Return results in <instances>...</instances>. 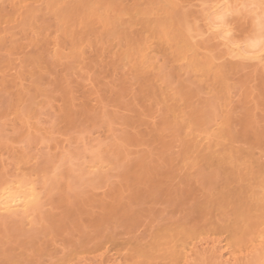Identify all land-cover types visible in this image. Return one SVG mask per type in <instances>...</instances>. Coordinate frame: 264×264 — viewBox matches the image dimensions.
Here are the masks:
<instances>
[{"label":"rangeland","instance_id":"374dc122","mask_svg":"<svg viewBox=\"0 0 264 264\" xmlns=\"http://www.w3.org/2000/svg\"><path fill=\"white\" fill-rule=\"evenodd\" d=\"M54 1L57 2V0H25L21 3L20 7H16L10 3L7 5L5 0H0V5H3L1 6L3 17L0 20V30L3 31V36L0 38V80L4 76L7 79L14 78L16 80H22V97L20 105L18 103L19 100L17 101L15 98L13 89L10 87L3 88L0 85V111L4 112V118L2 120L0 119V132L2 131L1 128H6V136L8 139L15 140L13 145L15 147L22 145L21 141L17 139V133L12 131V124L14 122H19L15 120L17 113L20 112L22 114L21 111L28 112V109L30 110L33 106L39 105L41 107V113L38 116V124L47 127L48 130L53 133V137H63L64 135L59 133L57 127L56 114L45 104L44 92L52 86L53 79L56 77L72 76L78 82H88V78L96 76L99 71L104 69L109 77L114 79V88L118 91V94L123 97L122 100L128 109L126 112L129 116L131 115L134 118L135 116L133 115L136 114L137 118L140 119L138 124L142 121L137 127H140V130L146 127V130H154V132H159L162 135L159 139L156 138V136L152 139H147V136L142 137L144 144L141 146L145 151L147 150L146 152L151 151L153 147L156 149L154 150L155 154H151L152 156H149V158L146 156L147 153H145L146 155L144 154L145 159L143 161L145 164H148L149 168L147 167V169L149 170V164L153 162H149V159L154 160V162L157 160L155 166L156 170L151 168L156 171H153L155 173L152 172L154 176L151 181L156 194L154 196L153 192V196L148 193L146 195L145 193L142 194L141 191L140 195L142 196H140L137 190L138 193H136L138 198L136 199L129 198L128 196L126 197L124 194L122 196L126 198H113L114 195L112 196V194L117 192L116 188L118 186L116 187V184L120 181L121 175H119V173H121L123 167L128 168L127 165L132 166L133 163L137 162L136 159L138 158L136 157H139V155L137 156L136 154L135 156H131L134 153L130 155L131 157L130 160L127 161L128 163L125 162L123 166H121V164L118 166L115 165V167H112L114 170L110 169L111 171H108L111 175L109 179L111 178L115 182L114 186L110 185L111 187L113 186L112 189L105 187L106 184L103 185L102 181H88L84 178L70 189L65 188L63 183L58 187L52 186L53 188L51 190L49 188L50 191L48 195H43L44 193L41 195V205L43 207L41 211L33 217V223L29 224L26 219L25 221L22 220L23 218L18 217V219H5L7 221L0 220V264H53L54 262V264H58L57 262L60 261L59 258L63 252V257L65 258L63 260L67 261L66 263L64 262L65 264H129L127 259L129 258V246L131 248L133 243L143 244L144 241L149 240L148 238H150L149 236L151 233L154 235L158 233V231L161 232L163 228L167 229L166 227L170 225H177L174 228H177L178 225L179 228L192 227L200 231L201 235L203 234V240H201L202 236L200 235L197 239L200 243L196 242V244H198L199 248H204L210 241L207 246L210 248L213 247V252L211 250V252L208 253L212 257L211 264H222L224 259L233 255V257L236 258L237 252L241 254V251L242 254L244 251L245 252L242 256L238 254L241 258L240 260L238 257L240 262L238 259L233 260L231 257L229 260L231 261L232 259V261H229V263L234 264L235 262V264H245V262H249L245 260L246 255L248 257L247 259H252V262L255 259L254 254H256L258 250H254L250 246V249L254 251L253 254L251 251L252 255H249V257L248 253H250V249L248 247V252L246 250H241V248V251L238 250L236 252L234 250V252L232 249L235 248L232 247L233 245L230 243L229 231L236 222L235 198L234 200H232L231 197L229 198L234 201V203H232V201L229 202L230 200L228 199L218 202L219 205H214L216 204L214 202L216 196L214 197V195L217 191L219 192L223 189L222 193H224L226 190H224V188L227 187L228 193L225 191L226 193L224 194L230 195L231 192L237 191L235 190L236 188L232 191V186L240 187V189L246 188L248 185L245 186V180L248 183L250 181L249 185L252 187L256 185V180L253 181L254 179H252L253 174L250 175L247 173L246 175L248 176L245 175L244 177H248V179H244L243 177L244 180L242 182V178L239 179L237 176V173H239L242 168L248 166L249 157L253 156V158L258 159V162L264 163V63L260 61L259 63L252 62L251 60L247 61L246 58H237L238 56H235L240 61L241 59L242 61L245 59L244 63L240 62V64H245V67H241L237 72L230 73L226 72L227 68L224 65L225 63L226 65L230 63L233 64L232 62L237 61L236 58L230 56L226 58L221 56L222 58H218L220 56L219 54L223 50L226 51L228 47L227 44H223V42L228 40L227 43H229V41H231L230 37L234 38L232 35H236L237 37L244 35L245 31L243 30L247 29L249 23H247L248 21L246 22L243 16L251 20L250 16L252 13L248 15V12H242V14L239 12L240 14L237 16V12V17L246 14L242 16L243 18L240 17L239 19H236L237 17L233 15V17L235 16L236 18H232L227 26L231 28L229 35L221 36V38L216 37V40L213 39L214 42L212 40L209 41L208 38L214 35L219 36V32L216 35L215 33L217 31H210L211 22H208L211 18L208 15L209 13H207V15L210 19L204 17L205 19L203 18V20L205 21H203L202 18L201 20H197V18L202 17L200 13L204 10V7H202L203 4L214 3L216 0H189V4H192L188 7L187 5L185 7L181 6L185 4V0H176V7H174V9L173 7L166 8V10L155 7L156 4L151 0H58L59 2L57 3ZM231 1L234 2L233 0ZM236 1L238 2L239 0ZM236 1L234 4L230 3L231 6L230 4L227 6L232 9ZM251 1L252 0H244L243 2L241 0L240 2L248 4ZM255 2L259 3L257 0L252 3ZM186 4L188 3L186 2ZM238 5H240L239 2ZM61 7H63V9L65 8V12L64 10L62 11ZM66 7L67 9L69 8V11L66 10ZM234 7L235 6H233V9ZM201 8L203 9L202 11ZM91 9H93V11H91L93 13L88 14L89 12L87 11ZM237 10L240 11L242 9L237 8L235 11ZM205 11L206 9L204 12ZM251 11L253 12V10ZM163 12L167 14V19L164 17L165 14ZM188 13L192 16H188ZM199 15L200 17H198ZM194 16L196 18H194L195 21L192 19ZM105 17L114 20L108 23L104 21V19H106ZM163 17L165 21H163ZM121 18L125 23H128L129 26L120 21ZM158 19L162 20L159 24H157ZM196 20L199 22V25H201V27L198 26L197 28H200V31L202 28L203 32V29L207 28V23L210 24L209 29H206L210 32L205 30V33H201V36H195L192 38V41L194 43L198 42V44L203 43L205 46L207 41H209L207 47L212 45L210 44L211 42L215 44V54L213 50L211 51V54L213 53V56L215 55V63L218 66L221 64L222 67L224 66L226 68L220 66V68L223 69L220 75L223 81H221L222 79H220L221 82L219 81L221 85L215 82L218 79H215V75L212 77V72V74H209V72L206 73V71L203 70L204 68H202L203 66L199 63L197 64V61L193 62L194 60L191 59L190 56L185 58L183 54L178 51V43L174 41L177 35L176 33L179 32L180 29H184L185 32L188 30L186 33L195 35L191 25L194 22L196 23ZM119 22H122L124 26H121ZM145 23H149V26L152 27L160 25L158 27L161 28L164 37L157 38L161 34H152L151 28L147 27ZM186 26H189L187 30ZM190 28L193 30H190ZM44 34L47 36L48 41L51 42V48L38 60H34L36 52L34 44L23 49H13L11 46L13 40L24 43H28L32 40L40 41ZM97 39H99V41H105L104 46L106 49H103V51L106 50V53L104 52L97 55L94 54V52H96L95 50L93 52L85 47L88 42H94ZM204 39L206 42H204ZM240 40L243 42L241 37L239 43ZM235 41L238 40L235 39ZM145 45H149L146 51L149 61L147 62L146 60L147 66H145V64V67H142V65H138L136 59L130 61L126 53L128 51H134L138 47H144ZM197 46L199 47L200 45ZM202 46H200L201 48L199 49L200 58H202L204 53H207L206 49ZM213 47L210 48L213 49ZM80 50L83 51L81 59L75 56ZM148 58L146 57V59ZM134 61H136V65L133 64L135 63ZM37 72L40 74V78H37ZM223 82L224 84L222 85ZM184 91L187 92V95L184 94ZM251 94L255 101L259 99V102H257L259 110L255 111L256 113L254 115H251L253 112L249 111L250 103H248L247 98ZM168 97H170L172 104L178 105L180 108H184L187 104H190L186 109H199L202 116L199 117V120H190L186 115H181L177 118H173L172 116L165 118L166 113L163 109L162 100L169 99ZM229 100L231 101V105L227 104ZM224 102L226 103L224 104ZM225 105L228 107L226 108ZM223 108H225L226 111L229 108L230 114L229 111L226 112L228 115L225 112H221V110L224 111ZM224 113L228 116L226 123L220 121L222 120L221 116L224 118ZM102 118L103 120L99 126H89L82 138L76 139L77 141L70 139L66 147L71 155H89L88 150H93L97 145H100V148H98L99 156L106 158L107 162L110 163L111 160L102 150L103 143H105L106 135L108 134V127H112L117 134L122 136L124 134L127 140H125V142L131 143L132 147L131 145L130 147L132 149L133 146L141 140L139 136L135 135L139 128L136 130L137 128H133L132 126H124L117 123L111 124L112 117L110 115H105ZM32 119V121H36V118ZM217 120H219L220 123L219 121L217 122ZM216 122L219 124H216ZM134 129L136 132H134ZM210 130L211 133L213 132L212 134H210ZM253 133H255L254 136L252 135ZM251 135L255 138L251 137ZM46 136H48V133ZM190 136H197L199 139H204L203 142L200 141L202 143L201 145L199 143L201 152L188 155L189 157L192 156L195 158L194 161L191 160V157L189 158L187 155L184 156L185 140ZM71 140H73V142H71ZM209 140L210 142L208 145L211 143L212 147L209 146L211 150H209L210 153L207 155L204 152H208V150L205 151L208 146L205 144L203 145V143H207ZM51 143H53L52 139H44V142H39L37 139L33 138L29 140L24 149L19 150L16 148V153L9 154V156L3 155L6 165V174L0 172V180L5 177L12 178L13 175L18 172H35L47 157H54L56 151L54 148H50ZM84 147L86 148V152L82 153ZM227 148L235 151V153L232 151L234 156L231 158L225 154ZM245 153H253V155L249 156V154L247 156ZM23 154H25V156ZM224 154L227 157H224ZM132 158L133 160L131 161ZM192 162L195 163L193 164ZM111 166H114V164ZM102 172L104 171L98 170L99 174H102ZM108 172L106 173L108 174ZM3 174H5L4 177L2 176ZM237 181L241 182L242 185ZM237 184L239 185L237 186ZM247 188L248 190L252 189L250 186ZM243 189L240 191H243ZM257 192L258 188L255 187V189H252V194H250V192L249 194L252 196L255 194V196H257ZM62 194H65L68 200L66 205L59 202V198ZM116 194H118V192ZM87 196L95 200L91 202V208H87V210L93 209L92 211L89 210L90 213L94 212L92 218L90 214L88 217L94 220H88V217L86 220H88V222L91 220V224H97V222H99L98 225H90V222L88 225V223H86L87 221H83L85 220L84 218L81 220L80 225H71L74 227V230L79 232V235H77L78 233L75 234V232L74 235H72L73 232L69 230L66 231L65 234L63 233L65 236L61 238L50 222V215L53 212L62 210H74L82 198ZM130 196L133 197L132 195ZM212 196L213 201L211 200ZM98 198H100L99 200L104 199L105 210L103 207L100 209L97 206L102 202L99 201ZM115 198H119L120 200H116ZM215 201L217 200L215 199ZM226 201L230 204L232 203L231 206ZM98 202L100 203L98 204ZM202 224L204 225L201 226ZM208 225L209 228L206 227ZM71 226L68 225L67 229H70ZM91 226L97 228L98 233L92 232L99 236L90 233ZM82 228L84 232L80 231ZM99 230H101V232H99ZM83 233L86 235V239H84ZM93 235H96L97 238ZM92 237L96 238H93L95 241L92 243L93 245L97 244L96 246L90 245L91 243L89 244ZM70 240H73V242L77 240V242L71 243ZM82 240L89 245L83 244ZM93 240H91V242ZM212 240H214V243H211ZM79 242L82 243L80 247L78 246ZM69 244H71V247L72 244H77L78 247L74 245L72 248L76 250L77 247V251H79L77 255H75L77 252H74V257L70 256V259L67 254L70 255L73 249L71 248L68 253H66L65 250ZM214 244L218 245L219 249H217V246L215 247ZM241 247H243V245ZM62 248L64 251H62ZM79 248L85 252H82ZM214 249H216L215 252ZM230 249L232 251H230ZM255 251L256 253H254ZM227 252L229 256L226 255ZM259 252L260 250L258 253ZM215 254H217V256H215ZM220 254H224V256H222V259L224 257L223 260H220ZM205 255L208 256L207 254ZM225 256H227V258ZM55 258H57V260ZM196 259H198V257L194 259L195 261L193 260L187 264H204V262H207L202 257V260H200V256L199 260ZM217 259L221 261V263ZM237 260L238 262L236 263ZM242 260L243 263L241 262ZM161 262V264L164 263L163 261Z\"/></svg>","mask_w":264,"mask_h":264},{"label":"bare ground","instance_id":"6f19581e","mask_svg":"<svg viewBox=\"0 0 264 264\" xmlns=\"http://www.w3.org/2000/svg\"><path fill=\"white\" fill-rule=\"evenodd\" d=\"M24 1L25 0H5V3L7 5L10 3L13 6H16V7L19 6L20 7L21 3H23ZM151 1H153L156 4L155 7L162 9V10H166V8H171V7H173V9H174V7H176V5H177L176 0H151ZM182 1H184V0H182ZM188 1L189 0H187V1L185 0L184 1L185 4L183 3L184 5H181V6L182 7H185L186 5H187V7L190 6L192 3L189 4V2L193 1V0H190L189 2ZM216 1L214 3L211 2L210 4L211 5L223 4V5H225V8L223 10L226 12H231V13L235 12V13H233L235 16H236L237 12H238L237 16L240 13L242 14V12L243 13L248 12L247 13L248 15H250L252 13L251 16L253 15L252 17L250 16L251 20L249 18H246L245 16H243L246 14H243L239 17L236 16L237 18L235 16L233 17V18L239 19L240 17L243 16L246 19V22L248 21L247 23H249V25H248L246 30H243V31H245L244 35L239 36V37H237L236 35H232V37H234V38L230 37L231 41H229V43H227L228 40L223 42V44H227L228 47L226 48L227 49L226 51L223 50L221 53L219 52L220 54L218 53L220 55L218 58H220L221 56H224L225 58L227 56H230L232 58L235 56L236 57L238 56L237 58H246L247 61L251 60L248 58L250 55H253V54L258 55L259 54L258 51L256 53H253L251 48H250V45L248 44V41L250 39H255L258 37V35L260 33V29H261V25L257 21V14L255 15V10H253V12L251 10H249L251 12L242 11V10L235 11L237 8H239L240 5L243 4L244 0H242L243 2H240L241 0L238 1L240 3V5H238V2L236 0H233L234 2H232L231 0L230 1L224 0L225 2L223 0H219V1L216 0ZM235 1H236L237 5L235 4L233 6H235L236 8L234 7V9H233V6H232V9H230L228 7L229 4L230 3L234 4ZM254 1L255 0H252L248 4H250ZM257 1H259V0H257ZM54 2H56V1H54ZM57 2H59V1L57 0ZM186 2L188 4H186ZM227 2H229V3H227ZM257 4H258V2H257ZM203 5H205V4H203ZM1 6H3V5H0V7ZM230 6H231V4H230ZM61 8H62V11L64 10V12H65V8L64 9H63V7H61ZM68 9L66 7L67 11H69ZM203 9L204 10L206 9V11L204 12ZM203 9L201 8V11L203 10L202 12H204V13H202V12L200 13V15L202 14V17H200V15H199L198 17H200V18H197V20L198 19L201 20V18L203 20L204 17L206 19H210L208 17L209 14L207 15V13H209L211 11V9H207V8H203ZM91 11H93V9L87 11V12H89L88 14H92L93 12H91ZM60 13H62V12H60ZM189 13H188V16H190ZM164 14H165L164 17L167 19L168 18L167 14L166 13H164ZM195 16L192 19H194ZM2 17H3V11H2V7H1L0 8V20ZM109 17H105L106 19H104V21L110 23L114 20V19H110ZM164 17H163V21H165ZM107 18H109V19H107ZM195 19H194V21H195ZM197 20H196V23L194 22L192 25L190 24L191 27L194 29L195 35L194 34L190 35V34L186 33L188 31L187 29L189 28V26H186L187 31L185 32L184 29H182V30L180 29V31L176 33L177 35L175 36L174 41L178 43V46H179L178 51H180V53H182L185 58L187 56L188 57L190 56L191 59L194 60V61L193 60H191V61H193V62L197 61L196 63L197 64L199 63L201 66H203L202 68H204L203 70H205L206 73L207 72H209V74L213 73L212 77L215 75L214 76V77H216L215 79H218L215 82H218V84L221 85L220 82L223 81V79L220 78V75L223 72L222 68L226 67L227 68V69L225 68L227 70V71L225 70L226 72H230V73L231 72H237L238 70L241 69V67H243V68L245 67V64H240V62L244 63L245 59H243V61L241 59V61H240L239 59H237L235 57L237 60L236 62L234 61L235 64H234V62H232L233 64L230 63L231 65L230 64L226 65V63H225V65H224L225 67L224 66L222 67V65L218 63L219 64V66H218L215 63V61H216L214 59L215 55L213 56V53L215 54L214 48L216 50V46L213 42L210 43L212 45L211 46L209 45V47H207L208 46L207 44H209L208 42L211 40L214 41L213 39L216 40L217 39L216 37L221 38V36H224L227 34L229 35L231 28L227 27L224 31H219V33L215 31L216 32L215 34L217 35V33H218L219 36L218 35L215 36L213 34L215 36V38H214V36L213 37L210 36L211 39L208 38L209 41H207L206 46L203 43H202L203 44V46H202L201 43H199V44H198V42L194 43L192 41V38H194L197 35L199 36L201 33L203 34L206 31L210 32L209 30H206V29H209L210 24H211L210 23L211 20H209V22L207 20V22L210 24H208L206 22L207 28L203 29L204 32L202 31V28H201L202 32L200 31V28L199 29L197 28L198 26L201 27V25H199V22ZM120 21H122L124 24L129 26V24L125 23L122 20V18ZM203 21H205V20H203ZM122 22H119V23L121 24V26H124V24ZM161 22H162V20H160V19L157 20V24H159ZM197 22H198V25H197ZM145 24L147 27L151 28L152 34H155V35L161 34L157 38L164 37V35L162 34V31H161V28L158 27L160 25H156V26L152 27V26H149V23H145ZM201 24H203V23H201ZM203 26H205V25H203ZM192 28H190V30ZM2 36H3V31L0 30V38ZM240 37L242 38L243 42L240 40V43H239ZM235 39L238 41H235ZM96 41H98V42H96ZM204 42H206L205 39H204ZM31 44H34V46L36 48L34 60H38L39 58H41L43 56V54L46 51H49L51 48L50 47L51 42L48 41V38L45 34L43 35L42 40H40V41L32 40L28 43H24V42H19V41L13 40L11 42V46L13 49H20V48L23 49V48H26L27 46H29ZM104 44H105V41H102V40L99 41V39H97L94 42H88V44L85 47L88 48L90 51H93V52L95 50L96 52H94V54L98 55V54H100V53L102 54L106 51V50L103 51V49H106ZM220 44L222 45V42ZM197 45L202 46L207 51V53L203 54L202 58L199 57V53H200L199 49L201 47L200 46L198 47ZM148 47H149V45H145L144 47H138L134 51H130V52L128 51L126 53V56L130 61H133V59L134 60L136 59L138 65H140V66L142 65V67H145V66H147V63L145 61L146 60H147V62L149 61L148 54L146 55V51H147ZM210 47L211 48L213 47V49H211ZM221 47H223V46H221ZM85 50H87V49H85ZM212 50H213V53L211 54ZM58 54H59V52H58ZM75 56L77 58L81 59L83 56V51L80 50V52L79 53L77 52L75 54ZM146 57L148 59H146ZM136 61H134L135 62V63H133L134 65L137 64ZM251 61L259 63V60H257V61L251 60ZM220 66L222 68H220ZM228 66H229V68H228ZM103 70L104 69H102V71H99L96 76L88 78L87 79L88 82H84V81L78 82L72 76H70V77H66V76L65 77H56L53 79L52 86L44 92L45 104L47 105L48 108H50L56 114L57 124H58L57 127L59 129V133H61L65 137L64 136L63 137H56V136L53 137V133L51 131H49L47 127H44V126H41L38 124V122H39V121H37L39 118L38 116L41 113L40 112L41 107L39 105L33 106L30 110L28 109L27 110L28 112L21 111L22 114L19 112V113H17V115L15 117L16 118L15 120H17L19 122H14L12 124V131L17 133V135H18L17 139H19V141H21V143H22V145H19V147H17V146L15 147L13 145V143L15 142L14 139H11V140L8 139V137L6 136V131H7L6 128H4V129L1 128L2 129V131L0 132V172L1 173L6 174V171H5L6 165H5V160L3 158V155L9 156V154H13L15 152L16 148H18L19 150L24 149L26 147L25 145H27L29 140H31L33 138L37 139L39 142H41V141L44 142V139H52L53 143H51L50 148H54L56 151L54 157L53 158L47 157L42 162L41 166L36 171L33 170L35 172H28V173H19L18 172L17 174L15 173L12 178L5 177L2 180H0V204L9 205L13 209V211L11 213H0V220L1 221L5 220L7 218L16 219L18 217V218H23L22 220L26 219L27 222H29V224L33 223L34 222V220H32L33 217L37 213H39L43 207L41 205L42 204V202H41L42 196L41 195L43 193H44L43 195H45V194L48 195L49 191L53 188L52 186L58 187L61 183H63L65 188L70 189L77 182H80L84 178L88 181H102L103 185L106 184L105 187H107L108 189H112L115 182L111 178L110 179L112 181L109 179V177H111V175L109 174V172L111 171L110 169L114 170V168H112V167H115V165L118 166L121 164V166H123L125 164V162L130 160L131 156H135L136 154H137V156L139 155V157H136L138 159H136L137 162H135V163L136 164L138 162L139 163L137 165L135 163H133L132 166L135 165L134 167L127 165L128 168H124V167H123V169L120 168V169H122L121 173H119V175H121L120 181H118V183L116 184V187L118 186L116 188L118 194H116L117 193L116 192L115 194H112V196L114 195L113 198L114 197L122 198L123 197L122 195L124 194V195H126V197L128 196L129 198H135L136 199V198H138L137 197L138 191H139V193H138L139 195H140L141 191H142V194L145 193L147 195V193H148V194L152 195V193L154 192V189H153L154 187H152L151 181L153 180L152 179L154 176L153 173L156 172L155 166L157 164V162H156L157 160L154 162V160L149 159V162H152V161L154 162V163L152 162L153 165H152V163L149 164L150 169L151 168L155 169V170L151 169V171H150V169L149 170L147 169L148 164H145V162H143V161L145 159V157H144L145 153H147V155L146 154L145 155L149 158V156H152L151 154H155L154 150H156V149H155V147H153V149L151 151L146 152L147 150L145 151L141 147L144 144V142L142 141V139H143L142 137L147 136V139L148 138L152 139L153 137L156 136V138L159 139L162 137V135L159 132H154V130H152V131H149V129L146 130L147 129L146 127H144L145 129L141 128L142 130H140V127H137L138 125H140V123L142 121L138 124L140 119L137 118L136 114L133 115V116H135V118L132 117L131 115H130L131 117L129 116V114L126 112L128 109L126 108L125 103L122 100L123 97L121 95H119L118 91L115 90V88H114V85H113L114 79L109 77L108 73L105 70L104 71ZM36 76H37V78L41 77L38 72H37ZM220 79H222V80L220 81ZM223 84H224V82L222 83V85ZM0 85L3 88H6V87L12 88L13 93L15 95V98L17 101L19 100L18 103L20 105L21 97H22V92H21L22 80L21 79L16 80L14 78L7 79L4 76L0 80ZM184 94L187 95V92H185ZM168 98L169 99H163L162 100L163 109H164V112L166 113L165 118H168L171 116L173 118H177V117H180L181 115H186V117L189 118L190 120L191 119L199 120V117L202 116V114H200L199 109H191V108L186 109L188 107V105H190V104H187V106H185L184 108H180L178 105L172 104L170 97H168ZM247 98H248V103H250L249 104V111L253 112V114H251V115H254L256 113L255 111L259 110L258 105H257V102H259V99H258V101H255L254 97H252V94L249 95ZM229 101H227L228 105L231 103V101L230 102ZM225 103L226 102H224V104ZM227 107L228 106H226V108ZM223 109H224V111L221 110V112L226 113L229 111V108L227 111L225 110V108H223ZM225 113H224V115H225ZM226 114L228 115V113H226ZM229 114H230V111H229ZM105 115H110L112 117L111 118V124L117 123V124L124 125V126H132L133 128H137L136 130H138V128H139L138 132H136L135 129H134L135 130L134 132H136L135 135L139 136L141 140L138 141V143L135 144V146H133V149H132L131 143L129 144V143L125 142L126 137L124 134H123V136L120 134H117L116 132H114V129L112 127H108V129H107L108 134L106 135V141H105V143H103L104 145L102 146L103 147L102 150L104 153H106L107 157L111 160L110 163L107 162L106 158H102L101 156H99L98 148H100V145L99 146L97 145V147L93 150H88L89 155H86V156L84 154L71 155V153L68 152L69 150L66 147V144H68L70 142V139L77 141L76 139L82 138L84 136V133L86 132V129L89 126H93V125L99 126V124L103 120L102 117ZM227 115H225L224 118H223V116H221L222 120H220V121L221 122L224 121L226 123V121L228 119ZM3 118H4V112L0 111V119L2 120ZM32 118H36V121H32L33 120ZM218 121L219 120H217V122ZM220 121H219V123H220ZM217 122H216V124H219ZM143 129L147 132H145ZM47 133H48V136H46ZM212 133L210 130V134H212ZM254 134L255 133H253L252 135L254 136ZM252 135H251V137H253ZM206 138H208V137H206ZM253 138H255V137H253ZM259 138H260V136H259ZM73 140H71V142H73ZM203 140H204L203 138L199 139V138H197V136H194V137L190 136L189 138H186L184 156H186V155L188 156V155H191L193 153L201 152V148H199V146L202 144L200 141L203 142ZM154 142H155V140H154ZM209 142H210V140L207 143L206 142L203 143V145L205 144L206 146H208L206 149L204 148L205 151L208 150V152L207 151L204 152L207 155H208V153H210L209 150H211L210 148L212 147L211 143H210V145H208ZM199 143H200V145H199ZM251 144H253V143H251ZM255 144H256V142H255ZM130 145H131V147H130ZM209 146H211V147H209ZM202 148H203V146H202ZM85 149L86 148L84 147L82 153L86 152ZM22 151H24V150H22ZM232 151L235 153L234 150H232V149L229 150L227 148V152L225 151V154H227V156L229 158H231L232 156H234ZM66 153L68 154L70 159L65 158ZM132 153H134V154L131 155ZM225 154H224V157L226 156ZM249 154L250 153H247V154L245 153V155H247V156ZM23 155L25 156V154H23ZM251 155H253V153L250 154L249 156H251ZM87 156H88V158H87ZM190 157H191L192 161L195 160V158H193L192 156H190ZM133 158L131 159V161L133 160ZM249 158L250 159L248 162V166L247 167L243 166L244 168H242V169L239 168V169H241V171H239V173H237L238 175L237 174H235V175H237L239 179L242 178L241 179V182H242L244 179H248V177L247 178L244 177L247 173L250 175L253 174L252 179H254L253 181L256 180V185L254 184L255 186L252 187L251 185H249L250 181L248 183L245 180V184H246L245 186L248 185L247 187L250 186V188H252V189H255V187H257L258 188L257 196H255V194H254V196L250 195V194H252L251 193L252 189L248 190V188L246 187L247 189L244 188L245 189L244 190L243 188L240 189V187H235V186H232V188H233L232 191L235 188H236L235 190H237V191H235V192L233 191V193L231 192L230 195H226V194H224L226 192L228 193V190L226 187V188H224V190L226 189L225 190L226 192L224 191V193H222L223 189L220 190L219 192L217 191L220 194H218L216 192V194L214 195V197L216 196L214 198V202L216 204H214V205H219L218 202L228 200L230 197L232 200H234V198H235L236 222H235V225L233 227H231V229L229 231L230 243H231V245H233L232 247L235 248L232 250L233 251L235 250L237 252L241 248V250H246L248 252L247 247L250 249V246H251L252 249L258 250V251L260 250L261 253L259 252L260 253L259 254L258 251H257V253L255 251L254 252V253H256V254H254L255 259L252 262H251L252 259L251 260L247 259L248 257L246 255L245 260L246 261L248 260L249 262L244 261L245 264H264V163L263 162L260 163V161L258 162V159L253 158V156L249 157ZM185 159H186V157H185ZM142 163H143V165H142ZM192 163L194 164L195 162H192ZM112 164H114V166H111ZM137 166H138V168H137ZM98 170H102L104 172H102V174H99ZM153 171H155V172H153ZM106 172H108V174ZM5 174H3L2 176L4 177ZM246 176H248V175H246ZM243 177H244V179H243ZM249 177H251V176H249ZM234 178H237V177H234ZM110 181H111V183H110ZM241 182H238V183H241ZM235 184H236V182H235ZM110 185H113V186L111 187ZM238 185L239 184H237V186ZM241 185H242V183H241ZM109 187H111V188H109ZM49 188H50V190H49ZM242 189H243V191H240ZM133 191H134V193H136V192L137 193L134 194ZM247 191H249L250 194ZM254 191H256V190H254ZM129 194L132 195L133 197H131ZM153 194L155 196L156 193L154 192ZM115 195H117V196H115ZM150 195H148V196L149 197L153 196V195L152 196H150ZM140 196H142V195H140ZM126 197H123V198H126ZM99 199L100 198H98V200ZM115 199L120 200L119 198L118 199L115 198ZM212 199H213V196L211 197V200ZM215 199L217 201H215ZM231 199H229L230 200L229 202L232 201ZM93 200H95V199L94 198L91 199L88 196L85 198L83 197L82 200L80 201V203L77 204V206L74 208V210L73 209L72 210H68V209L62 210V211H58V212H53L50 215V222L52 223L55 231L58 232L57 234L61 238H63V236H65V235H63V233L65 234L66 231H69V230H71L73 232V234L72 233H70V234L74 235V232H75V234L78 233L77 235H79V232L74 230V227L71 225H74V226L80 225L81 220H83L84 218H85V220H83V221L84 222L87 221L86 223H88V225H89V222H90V225H95V226L98 225L99 222H97V224L96 223L91 224L92 223L91 220H94V219H91L94 212L90 213V211H92L93 209L87 210V208H91L90 205H91V202ZM99 201H102L100 205H102V203H103V205L102 206L97 205V206L100 209L103 207V209L105 210L104 199L99 200ZM59 202L63 205L67 204L68 200H67L65 194H62L60 196ZM226 202L229 203L228 201H226ZM99 203L100 202H98V204ZM232 203H234V201H232ZM220 204H222V203H220ZM231 204H230V206H231ZM216 207H218V206H216ZM94 211H96V210H94ZM104 212H106V211H104ZM89 214L91 215V218L88 217V216H90ZM86 218L88 220L89 219H91V220L88 222V220H86ZM5 221H7V220H5ZM68 225L71 226L70 229H67ZM203 225L204 224H202L201 226H203ZM175 226H177V225H174V226L170 225V226L166 227L167 229L163 228V230H161V232L160 231H158V233L154 232V233H156L154 235L152 233H151V235L149 234L150 238H148L149 239V240H147L148 242L144 241L145 244L144 243L143 244L142 243L141 244L140 243H138V244L133 243V245L130 244V245H132L131 248L128 245L129 249H130L129 250L130 252L128 251L129 256L126 255L129 257V258H127L129 261L128 263L129 264H159L161 261H163L164 262L163 264H168V263L169 264L170 263H172V264H187V263H190L191 261H193L197 257H198V259H196V260H199V256H200V260H202L201 259V257H202L203 259H205L207 261V262H204V260H203L204 264H207V263L211 264L212 257L208 253L211 252L213 247L210 248L209 246H207L210 243V241L208 243L206 242L207 245L204 248H199V246H198V244H196V242H199L197 239L201 235L200 231H198L197 229H193L192 227H187V228H184V227L181 228L180 227L179 228V225H178L177 228H174ZM206 227L209 228V225ZM93 228L94 227L91 228V231L89 229L88 230L90 231V233L96 234L93 232H97L98 230H97V228H94V229ZM213 230H214V228H213ZM80 231L84 232L83 228ZM203 231H204V229H203ZM99 232H101V230H99ZM205 233H204V236H205ZM92 234H90V235H92ZM96 235H98V234H96ZM96 235L95 236L93 235V236L96 237ZM100 235H101V233H100ZM83 236H84V239H86L85 238L86 235L84 233H83ZM94 237H92V239H90V242H89V244L91 243L90 245H92V246L95 245V244L94 245L92 244L95 241V240H93ZM96 238H94V239H96ZM205 238H206V236H205ZM70 239H72V238H70ZM91 240H93V241L91 242ZM201 240H203V236H202ZM70 242L76 243L77 240L76 241L74 240V242H73V240H70ZM228 242H229V240H228ZM82 243L86 244L87 242L82 240ZM82 243L79 242L78 246L80 247V245H82ZM211 243H214V240H212ZM77 244H72V247L74 245L77 246ZM89 244H86V245H89ZM215 244H217V243H215ZM242 245H243V247H241ZM245 245H247V246H245ZM68 246H69V248H68ZM68 246L66 247L68 249V251L65 248L66 253L70 252V250L72 248L71 244H69ZM128 246H127V248H128ZM77 247H76V250H74L72 248L73 250H71L70 255L67 254L69 259L71 257H74V252H77L75 255H77L79 253V251H77ZM215 247L217 249H219L218 245H215ZM127 248H125V249L128 250ZM79 249L82 251L81 248H79ZM252 249L249 250L250 253H248V256L253 254L254 250H252ZM232 250L230 249V251H232ZM62 251H64V249ZM215 251H216V249H214V252ZM251 251H252V254H251ZM82 252H85V251H82ZM212 252H213V250H212ZM218 252H216V253H218ZM244 252H243V254H242V251L240 252L241 254H239V252H237V253L242 256V255H244ZM205 254H207L208 256H206ZM228 254L229 253L227 252L226 255L229 256ZM238 254H237L236 258L233 257L234 255L231 256V254H230V256L234 260V259H238V257H239ZM235 255H236V253H235ZM61 256H60L61 259L58 257L60 261H58V262L56 261V262L58 264H65L67 261L63 260V259H65L63 257L64 252L62 253ZM215 256H217V254H215ZM222 256H224V254L223 255L220 254V256H219L221 258L220 260L224 259V257L222 259ZM227 256H225V257L227 258ZM231 257L224 259L222 261V264L229 263V261H230L229 258H231ZM252 257H254V256H252ZM55 259L57 260V258H55ZM101 259H102V257H101ZM232 259H231V261H232ZM239 259L241 260L240 257H239ZM238 260L236 261V263L238 262ZM240 260H239V262H240ZM243 260L241 261L242 263H243ZM219 262L221 263V261H219ZM123 264H125V263H123ZM234 264H235V262H234Z\"/></svg>","mask_w":264,"mask_h":264},{"label":"snow or ice","instance_id":"6c2138e0","mask_svg":"<svg viewBox=\"0 0 264 264\" xmlns=\"http://www.w3.org/2000/svg\"><path fill=\"white\" fill-rule=\"evenodd\" d=\"M204 8L211 9L209 12V16L211 18V27L210 31H224L227 26L229 20L233 18V13L226 12L223 9L225 5L223 4H205ZM243 11L255 10L257 14V21L261 25L260 33L257 38L250 39L248 44L253 53L259 52L258 55L253 54L248 58L251 60H259L261 63H264V0H259V3H251V4H242L239 6ZM65 158L70 159L68 154H65ZM34 199V198H33ZM13 211L12 207L9 205L0 204V213H11Z\"/></svg>","mask_w":264,"mask_h":264}]
</instances>
